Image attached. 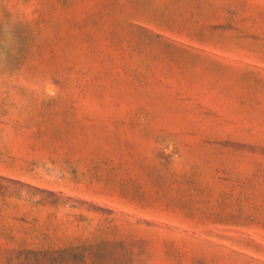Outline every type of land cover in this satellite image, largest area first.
<instances>
[{
    "label": "rangeland",
    "instance_id": "374dc122",
    "mask_svg": "<svg viewBox=\"0 0 264 264\" xmlns=\"http://www.w3.org/2000/svg\"><path fill=\"white\" fill-rule=\"evenodd\" d=\"M0 82V264H264V0H0Z\"/></svg>",
    "mask_w": 264,
    "mask_h": 264
},
{
    "label": "crops",
    "instance_id": "0c3cea01",
    "mask_svg": "<svg viewBox=\"0 0 264 264\" xmlns=\"http://www.w3.org/2000/svg\"><path fill=\"white\" fill-rule=\"evenodd\" d=\"M11 89L9 85H5L0 82V170L11 167V162L19 161L16 155L14 158L11 157V148L14 145V153L18 152L17 141L12 142L11 122H12V110L14 113H21V101L11 99ZM14 121L21 123V115H14ZM19 126V125H18Z\"/></svg>",
    "mask_w": 264,
    "mask_h": 264
}]
</instances>
